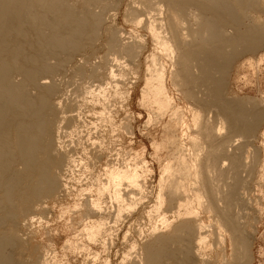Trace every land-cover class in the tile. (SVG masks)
I'll use <instances>...</instances> for the list:
<instances>
[{"label": "bare ground", "instance_id": "bare-ground-1", "mask_svg": "<svg viewBox=\"0 0 264 264\" xmlns=\"http://www.w3.org/2000/svg\"><path fill=\"white\" fill-rule=\"evenodd\" d=\"M119 14L129 33L116 26ZM149 43L139 105L161 139L147 211L144 155L113 160L101 139L116 129L110 98L127 93ZM263 49L264 0H0V264H44L29 248L33 226L45 225L47 203L68 190V172L104 157L112 161L96 189L82 188L62 212L79 219L86 247L108 252L112 224L142 207L157 223L142 244L134 240L129 264H250L243 215L264 112L255 99L229 96L227 84L239 58Z\"/></svg>", "mask_w": 264, "mask_h": 264}, {"label": "rangeland", "instance_id": "rangeland-1", "mask_svg": "<svg viewBox=\"0 0 264 264\" xmlns=\"http://www.w3.org/2000/svg\"><path fill=\"white\" fill-rule=\"evenodd\" d=\"M130 1L131 0H124L125 4H128V2ZM117 18L118 19L115 20L116 26L118 28L120 27L119 29H121L122 32L126 30V33H129V31L131 30V27L125 23L123 15L119 14V17ZM150 46H152L151 43H149L146 51L143 52V56L136 62L138 65L135 63L136 65L133 66L134 70H132L131 72H128L129 77L127 79L129 80H127V82L123 84L125 85L124 87L126 88H124L123 90L122 88L123 85L121 87L122 88L121 91H123V94L124 92H127L124 95H122L123 100L119 97L118 98L120 100H118V98H115L113 96H112L113 98L112 97L110 98V103L112 106L109 104L110 105L109 111L112 114L110 113L109 114L114 119V122H115L114 127L118 129V126H119L121 127V130L120 128L118 130L115 129L116 131L114 129L110 130L108 132V136L107 134H105L103 138L101 139L105 147L111 150L112 152L111 155L115 156L112 158L113 160L114 158L117 157V155H119V157L123 159L124 155L127 153H131L133 155L140 153L145 156V157L143 156V158L146 159V161L148 162V167H149V173L147 177V193H149L148 195L150 198L148 199V203H147L148 205L146 204V207L148 206L147 211H149V209L153 206L152 204H154L153 200L151 199H154V196L157 194L158 183H159V178H160V165L155 159V151L153 149V143H154V138H157V140L161 139L160 138L161 136L159 134L158 129L156 128L155 123L151 121L150 123L152 124H149V125L147 124L149 123V120L147 121V119H149L148 112L146 111V109L142 108L141 105H139L140 98H141V91L145 84V72H146L148 62H149L146 59L148 56L151 55L150 53L153 52L152 51L153 47H150ZM259 53L256 56H253V55L243 56L239 58L233 64L231 71H229L230 73L228 76L227 91H228L229 96L231 97H235V98L245 97V98L255 99L258 103L261 104V107L263 106L262 110L264 112V49L261 50ZM126 95H129L128 99L126 98L127 97ZM112 107L114 111L112 110ZM124 128L127 131L129 129V131L126 132ZM119 130H120V133H119ZM124 131H125L126 136L123 134ZM118 134H121V135H118ZM110 137L111 139L109 141ZM256 139L258 140H256L255 146L259 147L260 153H261L260 156H262L259 159H262V160L259 161L260 167L256 171L257 174L256 172L254 174L253 183L251 182L252 179L249 181V186H250L249 191L250 192H248L249 194L248 197L250 199L247 196L246 197H247V200H249L248 202L250 203L249 204L250 206L248 205L247 206L248 208H246V210L244 209L246 212L244 211L245 215L243 216H244V228L247 231V232L245 231V234H248L247 236L248 237L250 236L249 240H251L250 249L252 248L251 255H253L251 257V259L253 258L251 263L252 264H264V177H263L264 176L263 175L264 174V121L260 127V130L257 133ZM85 159L84 160L86 162L83 161L81 165L74 168V170L68 172L67 174L68 180L66 181H68L67 182L68 190L66 191L69 192L70 194L65 191L61 197L56 199L57 202L49 201L48 203L50 204L47 203V206H49L47 209V212L50 215L48 219H45L47 222L45 220L43 221L45 225L42 223L44 225L43 227H39L38 224L36 226H33L34 228L32 229L33 232L35 230L38 231V233L36 234L37 236L33 238H27L25 236L24 237L28 239L29 245H31L29 246L30 249H33L35 247L41 251V252L39 251L41 254L38 253V255L40 258H42V261H44V264H75V263L76 264H85V263L92 264L94 262H95L94 264H104L106 260H109L110 264H120L124 256H127V258L124 257L125 259L123 260V262L129 264L131 260H129L128 257L133 255V253H131L132 251L131 248L134 243V240L135 242L142 244V242L146 240V239H143V237H145V235H147L150 232V229L152 228V226L157 223V218H153L150 220L147 217L145 218L143 214L144 209L141 207L138 212L134 213L132 217H129V219L125 221L124 223L119 222V224L117 225L112 224L113 227L116 226L115 227L116 231H115V228H112V232L109 237L110 239H112L111 242L112 241L113 242L111 243L112 246L110 245L111 249L108 252H104L103 249L97 250L94 248V246L86 247L88 243L85 241L84 238L81 239V236L78 235L80 234V230H81L79 219H77V217L73 215H68V216L66 215L67 216L66 217L63 214L65 213V210L68 208V206L71 208L74 205L73 202L74 203L77 202L79 198L78 196L82 188L83 189L85 188L87 190L90 189L93 191L96 189L95 187L93 188L92 185L96 184V179L99 176H101V173L102 175L104 174L103 170H105L106 165L109 163V161L111 162L112 159L111 158L108 159V157H104L102 160L96 163L94 162L95 164L92 162L91 158L89 159L85 158ZM88 161L90 162V165H88L89 163ZM77 168L79 170H77ZM79 174H81V176ZM82 174L85 177H83ZM80 177L84 179H81ZM80 179L82 180V183H79L81 182ZM76 180H80V181H78L77 183ZM78 184H80V186ZM71 188H74V190H71ZM76 189L78 191L74 192ZM87 192L88 191L84 192L83 194H87ZM151 193L153 196H151ZM68 195L69 196L71 195V196L69 197ZM93 195H95V193H93ZM61 217H65V218H61ZM202 218L206 222H208L209 216L206 214H202ZM68 219H70V221H68ZM68 222L70 223V225L67 224ZM74 223H75V226H74ZM75 229H76V232H75ZM49 230H51L50 233L52 235H49ZM23 233H24L23 235H25V233H29V232L24 231ZM141 233H143L142 235L143 237L141 236ZM76 238L78 240H76ZM66 242H68V244ZM73 242L74 243L76 242L75 249L80 252L83 251L82 253L78 252L80 253L78 254L76 252V250L73 248L75 247V245H73ZM67 245L68 246L72 245L73 247L71 246V248H68ZM43 248L44 249L46 248L45 251H47V253L44 251ZM229 248H230V245H228V248L226 250V252L228 251L227 252L228 255L231 253V248L230 249ZM74 252H76L77 254L75 255ZM96 252L98 256L95 254ZM26 254H28V252H26ZM47 255H48V259L46 257ZM123 262H121V264Z\"/></svg>", "mask_w": 264, "mask_h": 264}]
</instances>
